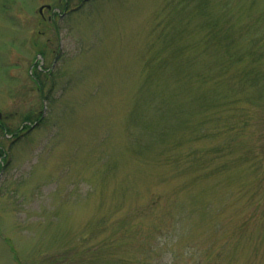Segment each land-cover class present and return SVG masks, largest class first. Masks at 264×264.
<instances>
[{
  "label": "rangeland",
  "instance_id": "1",
  "mask_svg": "<svg viewBox=\"0 0 264 264\" xmlns=\"http://www.w3.org/2000/svg\"><path fill=\"white\" fill-rule=\"evenodd\" d=\"M180 1L0 0V113L24 127L0 133V264H264V0H202L229 26L231 69ZM166 20L193 67L155 68ZM168 142L234 163L199 174Z\"/></svg>",
  "mask_w": 264,
  "mask_h": 264
},
{
  "label": "trees",
  "instance_id": "2",
  "mask_svg": "<svg viewBox=\"0 0 264 264\" xmlns=\"http://www.w3.org/2000/svg\"><path fill=\"white\" fill-rule=\"evenodd\" d=\"M184 1H188V0L180 1L174 5L175 12L178 16H180L183 13V11H185L184 10L185 8H179L178 7ZM192 2H194V4L192 5V10L189 11L190 17L196 18V17H202L203 16L204 20H205L203 23H201V28L206 29V33L202 37V42L205 43L206 47H209V50L211 52H214L216 50L218 51L219 49L222 48L225 51L224 56L222 58V62L227 61L226 68L231 69L232 63L234 64L235 57H236V55H238V53H230V49L232 46L231 44H233L234 42L233 41L230 42L228 40V37L226 36L227 33L224 32V31H226V28H229V26L228 27H222V26H220V23L218 20H215V19L212 20L211 17H208V13H205V9H206L205 3L202 2V0H192ZM209 4L210 3H208L207 6H209ZM209 7H211V6H209ZM164 11H166L168 13L167 6H164ZM218 14H219V9H217V12H215V17H218ZM164 17H168V16H164ZM165 23L166 24L160 28L163 33L160 35V37L158 39H159V43H160L161 47L169 49V52H168L169 54L165 55V54H163L162 51H158L156 53V55L154 56V63H153L156 69H161V67H165L171 61H173L174 57L176 59L181 58L182 55L184 54V52L185 53L187 52V47H189L188 44L187 45L183 44L184 37L186 36L183 34L185 33L186 29H184L182 21L180 20L179 22H175L174 26L172 23L173 33H171V34L167 33V31H164L167 29L168 26H171V25H169L170 24L169 21L166 20ZM42 53H44V52H42ZM214 54H217V53H214ZM174 62H176V61H173V64H175V66L182 65L183 63H188L192 67L195 65V64H193L194 61L191 57L187 58V60H183V61H181L179 59L178 62L180 64L178 62H177V64ZM191 66L186 67V68H190ZM33 68H34L35 74L31 76L32 80L41 89L43 86V83H44L43 79L41 78L43 70L40 67V65H38L37 62L34 64ZM242 72H243V75H246L249 72L247 70L246 65L244 67V70H242ZM185 74H186V77L188 76L189 78H194V79L201 81V82H203V81L205 82V80H208L209 82L212 81L213 87H215V85L220 81L219 77H216V76L209 77L208 74H206V71H201L198 73H192L190 76L189 75L190 73H186L185 70H183V71L178 72V78H182L183 75H185ZM216 95L217 94H215V96ZM209 96H212V95H209ZM233 103L234 102L232 100L226 101L225 106H228V107H226L225 109H235V108H232ZM205 107L208 109H211L213 106L210 107L209 105H206ZM215 110L218 112L219 108L217 106H215ZM30 117L31 116H26L24 119L25 120L24 122L30 123V121H31ZM3 121L4 120L2 119V115L0 113V133H3V134L10 133L12 135V137H14L12 141H16L18 138H20L21 131L24 129V127L21 128L22 130L19 128L15 129V130H10L8 127L5 126ZM36 121H39V123L45 121V119L43 118V114L42 115L40 114L38 116V120H36ZM25 128L29 129V126L26 125ZM30 128H31V126H30ZM235 128L236 127H234V129ZM197 133L198 134L196 136L191 135L192 140L197 139L198 135H200V133H202V132H197ZM230 142L231 141L226 142L223 148L217 149V152H220L221 150L226 151L227 149L231 150ZM168 145H169V148H176L175 155L170 154L167 156L166 159L168 161L172 160L173 162H176V163L182 162L183 164H186V162H187V166L194 165L196 169L200 168L199 174L201 173L202 170H204V172L206 170H208L212 173H216V172L221 173L222 171L229 170L230 169L229 165L234 163V161H232V162L223 161L222 163L214 164L212 166H208V164H206V161L203 157V154L199 155L198 153H192L190 155L189 153H186V154L177 153L179 151L180 147L182 146V143H180L179 145H174V144H169V142H168ZM5 155H6V153L3 149V146L0 144V173L2 171L3 165L6 162V158L4 157ZM251 166H254V165L251 164L250 167ZM242 229L246 230L243 227H242ZM12 251H13V249H12ZM202 264H215V263L213 260H210L207 263H205V261H203Z\"/></svg>",
  "mask_w": 264,
  "mask_h": 264
},
{
  "label": "water",
  "instance_id": "3",
  "mask_svg": "<svg viewBox=\"0 0 264 264\" xmlns=\"http://www.w3.org/2000/svg\"><path fill=\"white\" fill-rule=\"evenodd\" d=\"M40 10H43V7L40 8ZM36 125V123L32 124V127H34Z\"/></svg>",
  "mask_w": 264,
  "mask_h": 264
}]
</instances>
